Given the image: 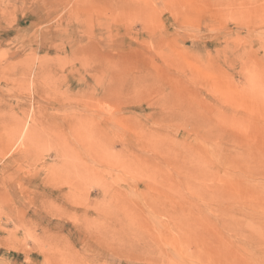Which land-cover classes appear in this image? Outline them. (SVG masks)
<instances>
[{"label": "rangeland", "instance_id": "374dc122", "mask_svg": "<svg viewBox=\"0 0 264 264\" xmlns=\"http://www.w3.org/2000/svg\"><path fill=\"white\" fill-rule=\"evenodd\" d=\"M0 1V264H264V0Z\"/></svg>", "mask_w": 264, "mask_h": 264}, {"label": "bare ground", "instance_id": "6f19581e", "mask_svg": "<svg viewBox=\"0 0 264 264\" xmlns=\"http://www.w3.org/2000/svg\"><path fill=\"white\" fill-rule=\"evenodd\" d=\"M4 3H5V2H4ZM4 3H3V4H4ZM0 4H2V1H0ZM13 143H14V142H13ZM13 143H11V144H13ZM232 186H233V185H232ZM227 188H228V187H227Z\"/></svg>", "mask_w": 264, "mask_h": 264}]
</instances>
